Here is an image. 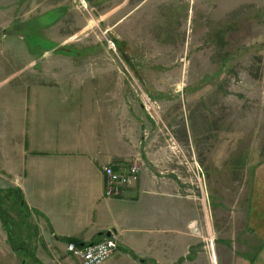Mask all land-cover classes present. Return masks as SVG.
Instances as JSON below:
<instances>
[{
  "label": "crops",
  "instance_id": "0c3cea01",
  "mask_svg": "<svg viewBox=\"0 0 264 264\" xmlns=\"http://www.w3.org/2000/svg\"><path fill=\"white\" fill-rule=\"evenodd\" d=\"M111 56L108 49L88 53L81 64L52 54L35 79L27 75L0 92V186L20 189L34 218L32 245L21 256L1 225L16 264H81L79 251L67 250L70 239L80 247L107 232L118 248L100 264H264L262 193L252 189L239 225L234 210L219 212L223 200L210 190L211 220L168 134L146 132L152 124L126 97ZM137 159L138 178L121 196H104L102 167L124 172ZM203 168V182L215 186L217 177Z\"/></svg>",
  "mask_w": 264,
  "mask_h": 264
},
{
  "label": "rangeland",
  "instance_id": "374dc122",
  "mask_svg": "<svg viewBox=\"0 0 264 264\" xmlns=\"http://www.w3.org/2000/svg\"><path fill=\"white\" fill-rule=\"evenodd\" d=\"M88 1L26 0L16 7L17 0H0V80L25 67L13 81H1L0 92L27 75L35 79L44 57L70 54L84 64V55L110 50L116 80L152 124L146 132L168 134L217 177L215 186L202 181V208L212 211V220L216 200L210 192L217 190L219 212L234 210L241 225L255 186L264 199V166L257 168L264 165V0ZM57 4L63 13L46 12ZM56 19L43 32L66 50L31 45V36L43 40L34 29ZM8 29L30 37L5 34ZM8 211L19 221L12 232L21 256L32 245L34 218L22 222L20 213ZM1 225L0 264H16L20 258L5 243ZM214 237L213 229L206 238L213 244Z\"/></svg>",
  "mask_w": 264,
  "mask_h": 264
},
{
  "label": "built area",
  "instance_id": "2783aa9c",
  "mask_svg": "<svg viewBox=\"0 0 264 264\" xmlns=\"http://www.w3.org/2000/svg\"><path fill=\"white\" fill-rule=\"evenodd\" d=\"M150 105V102H145ZM151 109V108H150ZM152 116V115H151ZM150 116V117H151ZM170 148L172 152L180 157L181 163L185 167L189 176L198 188L199 196L198 199L201 203H204V185L202 179V169L194 159V156L189 153H185L174 141L172 137L169 136ZM141 171L140 161L134 160L128 167L127 171L118 172L115 171L111 166L105 165L102 167V172L104 174V196L106 197H119L123 194L124 188L129 185L132 181L138 178ZM203 208H207L205 205ZM118 248L116 240L112 236H105L101 240L82 245L77 247L73 243H67L68 251H79L81 264H100L108 257H110ZM208 248L212 252V244L208 242Z\"/></svg>",
  "mask_w": 264,
  "mask_h": 264
},
{
  "label": "trees",
  "instance_id": "16d2710c",
  "mask_svg": "<svg viewBox=\"0 0 264 264\" xmlns=\"http://www.w3.org/2000/svg\"><path fill=\"white\" fill-rule=\"evenodd\" d=\"M12 209L17 214L20 213V217L23 218L22 222H25L26 217L28 216L25 207V201L23 200L22 193L18 188H0V220L3 227L6 229L7 238L14 250L20 248L15 245V239L13 238L14 234L12 228L14 225L18 224L19 221L12 219L9 215L8 209ZM19 217V216H18ZM19 217V218H20ZM69 243L78 245L73 239H70ZM95 243V242H93Z\"/></svg>",
  "mask_w": 264,
  "mask_h": 264
},
{
  "label": "flooded vegetation",
  "instance_id": "af4514ba",
  "mask_svg": "<svg viewBox=\"0 0 264 264\" xmlns=\"http://www.w3.org/2000/svg\"><path fill=\"white\" fill-rule=\"evenodd\" d=\"M18 2L17 3H14V5L16 6V7H22L23 5H24V2L26 1V0H17ZM94 1H97L98 3H102V1L104 2V1H106V0H91V1H88V3H94ZM82 3V2H81ZM63 7H62V5H60V4H57L56 6H54V7H52L51 9H49L48 11H46L47 13L48 12H51V11H53V10H58L59 12H61L62 11V13H63ZM45 12V13H46ZM44 13V14H45ZM62 13L60 14V15H62ZM58 20L56 19V21H54V22H52V24H50L49 26H40V27H38V28H35L34 29V31L33 32H35V33H37V34H40L41 35V33H42V35H43V42L42 41H35V39L33 38L32 39V36L30 37L29 35H27L26 33H22L23 34V37L22 38H29L30 37V41H31V45H35V44H39V45H44V46H47V45H54V46H52L51 48L52 49H54V48H56L57 46H58V44H55L52 40H50V38L49 37H47L46 35H45V33L43 32V31H46V29H48L49 27H52L56 22H57ZM19 22L20 21H14L13 23L15 24V25H18L19 24ZM27 22V21H26ZM19 26V25H18ZM21 27V26H20ZM8 30H12V31H16V32H19L18 30H16V29H8ZM33 30V29H32ZM37 31V32H36ZM31 32V31H30ZM63 51L64 50H66L64 47H62L61 48ZM120 52H122V53H124V51L120 48Z\"/></svg>",
  "mask_w": 264,
  "mask_h": 264
},
{
  "label": "water",
  "instance_id": "95a60500",
  "mask_svg": "<svg viewBox=\"0 0 264 264\" xmlns=\"http://www.w3.org/2000/svg\"><path fill=\"white\" fill-rule=\"evenodd\" d=\"M5 34H12V35H15V36H19V37H23V34L20 33V32H16V31H12V30H6L4 31ZM62 45H58L56 48H54L53 50L54 51H57L59 49H61ZM110 233L107 232L106 235L108 236ZM81 246L84 245V244H80Z\"/></svg>",
  "mask_w": 264,
  "mask_h": 264
}]
</instances>
